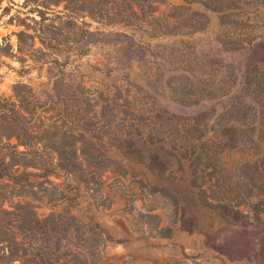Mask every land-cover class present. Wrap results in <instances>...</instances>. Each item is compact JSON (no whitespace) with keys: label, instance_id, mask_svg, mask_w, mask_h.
<instances>
[{"label":"rangeland","instance_id":"obj_1","mask_svg":"<svg viewBox=\"0 0 264 264\" xmlns=\"http://www.w3.org/2000/svg\"><path fill=\"white\" fill-rule=\"evenodd\" d=\"M0 264H264V0H0Z\"/></svg>","mask_w":264,"mask_h":264},{"label":"trees","instance_id":"obj_2","mask_svg":"<svg viewBox=\"0 0 264 264\" xmlns=\"http://www.w3.org/2000/svg\"><path fill=\"white\" fill-rule=\"evenodd\" d=\"M5 176H8V174L6 173V169L3 167V164L0 163V179Z\"/></svg>","mask_w":264,"mask_h":264}]
</instances>
